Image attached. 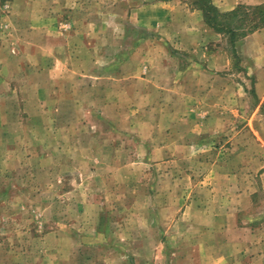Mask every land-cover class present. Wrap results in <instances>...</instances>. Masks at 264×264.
<instances>
[{
  "label": "rangeland",
  "instance_id": "1",
  "mask_svg": "<svg viewBox=\"0 0 264 264\" xmlns=\"http://www.w3.org/2000/svg\"><path fill=\"white\" fill-rule=\"evenodd\" d=\"M136 1L0 0V264H264V38L208 25L170 57L229 81L166 91Z\"/></svg>",
  "mask_w": 264,
  "mask_h": 264
},
{
  "label": "crops",
  "instance_id": "2",
  "mask_svg": "<svg viewBox=\"0 0 264 264\" xmlns=\"http://www.w3.org/2000/svg\"><path fill=\"white\" fill-rule=\"evenodd\" d=\"M264 0H212L213 4L221 11H229L238 3H257ZM138 16L142 24L146 25L152 32L158 35V41L145 40L137 50L138 57L141 56L139 62V70L145 67L146 76L141 77L143 82H160L166 91L179 90L181 83L184 85H193L197 89L202 87H214L216 82L224 80L226 85L227 73L224 71L228 66V58L218 60L213 57L203 63L196 59H189L183 68H178L179 63L170 57L171 48L193 49L199 47L203 39L210 35L211 28L204 22L203 14L200 9L189 6L185 0H137ZM264 38V27L253 31L245 36L237 45L240 48L244 42L248 45L251 41L254 45L260 44ZM157 40V38H155ZM149 44V45H148ZM203 44V43H202ZM258 46V45H257ZM136 54V53H135ZM135 60V59H131ZM131 62V61H130ZM134 65L135 63L132 62ZM222 70V71H221ZM159 72V73H158ZM222 73V74H221ZM222 75V76H221ZM84 80H97L110 82L114 87L115 81H119L120 77L114 74H82ZM132 76V75H130ZM127 75L125 78H129ZM259 81L260 78L258 77ZM226 87V86H225ZM151 88V85L150 87ZM117 89V87H115ZM180 92V91H179ZM226 93V89L223 90ZM189 94H177V96ZM171 113V110L169 111ZM178 112V111H173ZM181 112V111H179ZM244 195V194H240ZM248 228L249 226H244ZM247 237L236 239V243H240V249L237 251L240 257L248 258L251 256L247 252ZM245 241V242H244ZM243 243V245H242ZM244 247L245 249H243ZM263 253V252H262ZM263 255V254H262ZM256 256H259L256 254ZM264 256V255H263Z\"/></svg>",
  "mask_w": 264,
  "mask_h": 264
},
{
  "label": "trees",
  "instance_id": "3",
  "mask_svg": "<svg viewBox=\"0 0 264 264\" xmlns=\"http://www.w3.org/2000/svg\"><path fill=\"white\" fill-rule=\"evenodd\" d=\"M200 9L204 22L215 31L224 30L229 34L230 43L264 27V4H238L229 11H220L212 0H197L194 6Z\"/></svg>",
  "mask_w": 264,
  "mask_h": 264
}]
</instances>
